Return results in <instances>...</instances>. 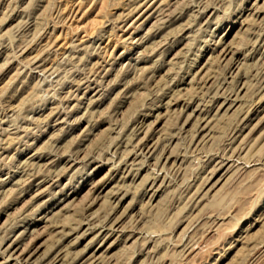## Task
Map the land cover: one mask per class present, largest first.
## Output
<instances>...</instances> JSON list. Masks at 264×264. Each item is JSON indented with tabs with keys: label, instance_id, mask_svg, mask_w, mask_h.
I'll list each match as a JSON object with an SVG mask.
<instances>
[{
	"label": "rangeland",
	"instance_id": "obj_1",
	"mask_svg": "<svg viewBox=\"0 0 264 264\" xmlns=\"http://www.w3.org/2000/svg\"><path fill=\"white\" fill-rule=\"evenodd\" d=\"M0 264H264V0H0Z\"/></svg>",
	"mask_w": 264,
	"mask_h": 264
}]
</instances>
